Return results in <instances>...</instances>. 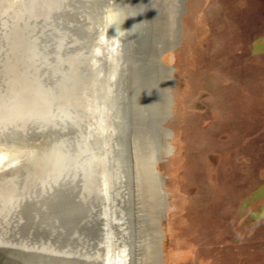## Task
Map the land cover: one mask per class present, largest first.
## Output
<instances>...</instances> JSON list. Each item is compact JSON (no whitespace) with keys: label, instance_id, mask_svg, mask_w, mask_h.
Masks as SVG:
<instances>
[{"label":"rangeland","instance_id":"obj_1","mask_svg":"<svg viewBox=\"0 0 264 264\" xmlns=\"http://www.w3.org/2000/svg\"><path fill=\"white\" fill-rule=\"evenodd\" d=\"M70 1L92 14L87 20L101 5L113 7L107 12L118 33L106 60L113 124L124 107L123 60L141 64L135 65L131 149L143 264H264V0H145L144 41L130 38L137 18L127 22L120 0L97 2V9ZM114 129L105 156L119 162ZM7 152L11 158L0 170L22 157ZM136 221L126 217L130 242ZM110 248L112 264L132 263L127 250L117 255Z\"/></svg>","mask_w":264,"mask_h":264},{"label":"water","instance_id":"obj_2","mask_svg":"<svg viewBox=\"0 0 264 264\" xmlns=\"http://www.w3.org/2000/svg\"><path fill=\"white\" fill-rule=\"evenodd\" d=\"M75 1L90 2L97 9V2L104 0ZM132 2L140 38L145 3ZM80 7L71 6L70 0H6L0 9V144L22 152L11 170L0 171V264H112L105 156L110 79L105 62L113 37L105 29L112 20L107 10L112 12L113 7L101 5L91 20L86 16L92 14ZM72 14L82 18L69 20ZM61 34L71 55L68 59L62 54L64 47L59 55L78 64V84H85L84 92L76 89L73 104L66 107L52 101L48 107L52 113L40 109L36 93L29 94V108L22 107L20 88L13 84L26 72L34 79L41 77L37 78L43 80L41 93L51 100L44 75L47 64L50 69L58 66L59 56L48 47L57 46ZM105 41L107 46H100ZM87 43L85 65L80 48ZM93 112L98 132L92 135ZM80 137L89 147L91 177L81 159L77 170L72 166L82 154L76 143Z\"/></svg>","mask_w":264,"mask_h":264},{"label":"bare ground","instance_id":"obj_3","mask_svg":"<svg viewBox=\"0 0 264 264\" xmlns=\"http://www.w3.org/2000/svg\"><path fill=\"white\" fill-rule=\"evenodd\" d=\"M4 2H5V0H0V9H1L2 5L4 4ZM144 2H145V0H144ZM120 3H121L120 4L121 5V11L123 9L125 10V14H126L125 17H126L127 22L131 18H132L133 22H136V17L134 18V16H132L134 9H135V8L133 9V5L129 4V3L128 4L125 3L124 0H120ZM147 23L148 22L145 20L144 25H143V32L141 33L142 37H140V38L138 35H136V34L134 35V29L132 28V24H129L130 26L128 28V32L130 33L129 34V36H131L130 38L137 37V39L139 38V40H142V41H144L145 38H148L147 37V34H148L147 33V31H148L147 30ZM114 24H116V23H113V21L111 20V23H109L108 27H107L109 29L107 30V32L105 31L106 34H110L112 37L117 36L116 34L118 33L116 28H115V26L117 24L116 25H114ZM13 26L14 25H12V27ZM58 41L59 42H58L57 46L56 45L51 46V47H48V49L51 51L56 50V57L59 56V59H57V62L59 64L57 67L55 66V68L53 67L52 69H50L49 68L50 65L47 64V66H46V69H48L47 70V76L44 75V77L46 78V81H44V83L47 85V92L51 93V100L44 98L45 95L43 93H41V86L40 85L43 82V80L37 79V78H41V77L37 76V78L35 77V79H34V77H31L26 72L25 75L22 76L23 78L21 80H18V83L14 82V84H13L14 87L19 86V88H20V90L18 91L19 92L18 98L20 100V104L22 105V107H28L29 108V105H30L31 100H32V96H30L29 94H31V93L35 94L36 93V95H33V96L35 97L38 95L40 102H42V103H40V109L45 110L47 113L48 112L52 113L53 111H51L48 108L51 105L52 101L62 105L63 107H66L67 105H69L71 103L73 104V102H74L73 95H74V93L75 94L77 93L76 89L77 90L81 89L82 92H84L85 84H82L81 86H79V84H78L79 83V81H78L79 74H78V69H77L78 64L75 65L70 60H67L65 62V61H63V60H65V57L61 60L62 57H61V55H59L60 51H61V47H62V49L64 47L62 54L64 56H67V58L69 59V56L71 55V50L69 49V47H71V46L69 44L63 43L64 42V36L62 34L59 35ZM110 41H111V39L109 38V42ZM113 41H114V39H113ZM106 43H107V41H105L104 43H101L100 46H103V47L107 46ZM86 48H87V46L82 47V50L80 51V52H82V54H81L82 55V63H85V65L88 62L87 60H88L89 54H90L88 52V50H85ZM118 52H119V50H118ZM116 59H117V57H116ZM123 61L124 62H123L122 68H121L122 70L120 71V72H122L121 73V89H120L121 93L120 92H118V93H119V97H120V104H122V100H123V106L124 107H122V105H120L122 107V110L120 111V114H119L120 120H118L117 124H113V122H112L113 116H111V118L108 117V122H109L108 129L115 130L114 128L117 126L118 130H120V135L117 134L118 135L117 138L119 140L118 144H121L120 146L123 150V152H122L123 155L121 157V160H119V162H116L114 159H111V158H108V159L106 158L107 159V166H106V171H107V173H106L107 198H108L109 203L112 207V211H111L110 215L112 216L111 219H112V223H113L111 225V220H110V226L111 227L109 230V233H110V239L109 240L111 241L110 243L112 246V250L115 249V252L118 251L117 255H120L122 250H124L125 252L127 250L126 256L128 259L130 258L132 260L131 264H143L142 256L139 254V246H140V240H139L140 237L139 236H140V233H139V230L137 229L138 225H137V221H136L137 220L136 219L137 218V215H136V208H137V206H136L137 201L136 200L137 199H136V192H135L136 191L135 181H134L135 177H134V171H133V165H132V149H131L132 148L131 136H132V132H133V125L132 124H133V119H134V116H133L134 115L133 114V110H134V108H133V106H134V85H135V77H136V71H137L136 69L141 64L136 62L134 58L131 60V59H128L125 57ZM135 65L136 66L138 65V66L136 67ZM104 66H106V65H104ZM135 67H136V69H135ZM108 69L110 70V68H108ZM112 82H110V83H112ZM8 83L10 84L11 81H9ZM113 84L114 83H112V85ZM110 87H111V85H110ZM111 92H113V91L111 90ZM72 99H73V101H72ZM99 100H100V98H98L95 102V103H97V106L95 107V111H97L99 109L98 108L99 104H100ZM114 103H115V101H114ZM125 104H127V105L125 106ZM111 110L114 111V109H111ZM124 110H127V113H128V114L125 113L126 117H124ZM115 113H114V115H115ZM116 114L118 115V111ZM93 115H94V117H93ZM93 115L89 117V119L91 120V125H92L91 126V134L92 135H93V132H94V134H96L95 132H98L97 126L96 125L94 126L96 113L93 112ZM25 120L27 121V119H25ZM73 122H74V125L76 127L79 125L76 122V120L75 121L69 120V124H73ZM69 124L67 123V125L65 126L67 131L69 129ZM113 138H114V136H113ZM84 139H85V137H81L76 142L77 146L81 145L80 147L82 148V154H81L80 158L73 159L72 166H73L74 170H77L78 166L80 165L79 160L81 159V161L85 163V166H84L85 171L87 172V170H88V174L90 172V177H91V170L89 169L90 168L89 152H88L89 147L87 148V144H85ZM115 141H116V139H115ZM84 145H86L85 148H84ZM25 146H28V144L26 143ZM116 146L118 147V145H116ZM0 147H4V146L2 144H0ZM86 148H87V150H86ZM6 149H8V150L5 151V149H0V164L4 163V165H5L6 161L9 158H11V155L9 156V152H7V151L11 152L13 149H11L10 147L6 148ZM113 149L115 150V148H113ZM13 151L17 152L18 150L14 149ZM85 161H87V162H85ZM84 163H83V165H84ZM6 168H8V167H6ZM70 182H72V181H70ZM130 204H131V206H130ZM127 216L132 218V219H135V221H136V223H134L133 228L131 227L132 228L131 234H134L131 242H130L131 239L128 240L126 238L125 234L123 233L124 227L127 226V225H125V221H126ZM119 217L122 219V224H121V226L119 225L120 228L118 227ZM116 225L118 228L116 227ZM131 225H132V222H130V226ZM112 226H113V228H112ZM115 229H117V230L115 231ZM120 233H122V235ZM27 236H28V232H25L23 237H27ZM128 248H129V250H128ZM118 261L119 260H117V262ZM121 264H125V261L122 262Z\"/></svg>","mask_w":264,"mask_h":264}]
</instances>
